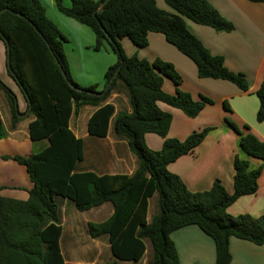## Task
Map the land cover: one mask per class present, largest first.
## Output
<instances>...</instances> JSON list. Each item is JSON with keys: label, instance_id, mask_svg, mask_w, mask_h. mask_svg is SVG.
Wrapping results in <instances>:
<instances>
[{"label": "trees", "instance_id": "16d2710c", "mask_svg": "<svg viewBox=\"0 0 264 264\" xmlns=\"http://www.w3.org/2000/svg\"><path fill=\"white\" fill-rule=\"evenodd\" d=\"M165 2L175 13L161 9L156 0H71L69 7L56 0L62 14L93 31L96 51L107 44L117 56V63L105 74L102 88H84L72 77L65 52L67 38L47 16L41 1L0 0V41L7 48L9 75L20 88L33 117L29 125L31 140L49 143L28 157L0 156L23 165L34 184L26 201L0 194V264H66L60 245L63 201L72 202L79 212L104 204L113 206L114 213L108 220L88 224L91 238H108L113 260L105 264H138L147 252V241L152 248L149 264H181L171 234L191 225L214 240L216 264H231L232 237L264 245V215L234 217L227 212L239 198L257 193L262 169L250 170L248 161L236 157L233 194L219 181L210 190L191 192L168 169L171 163L193 153L212 128L193 132L184 141L169 138L173 118L159 103L195 118L214 101L204 96L195 100L179 89L176 94L167 93L163 88L165 79L177 86L183 81L175 66L160 58L149 62L137 56L128 57L121 40L128 37L143 49L149 45L150 33H160L195 63L200 78L227 80L243 91L249 87L245 75L231 72L224 57L212 55L188 30L185 20L218 32H231L234 24L208 0ZM54 57L69 81L83 91L70 86ZM120 90L128 97L130 113H116L114 105L107 103ZM0 91L10 105V129H15L21 121L17 97L1 78ZM256 94L260 102L257 121L264 123V81ZM86 106L96 108L88 121L91 136L107 137L113 122L115 137L127 142L138 159L133 175L99 176L78 171L84 160V141L75 136L70 123ZM224 107L231 111L226 102ZM226 121L241 136L242 151L264 161V142L249 132L248 126L242 130L230 119ZM149 133L164 139L161 150L147 146L145 139ZM7 136L0 118V140ZM155 196L158 211L149 222V200Z\"/></svg>", "mask_w": 264, "mask_h": 264}, {"label": "crops", "instance_id": "0c3cea01", "mask_svg": "<svg viewBox=\"0 0 264 264\" xmlns=\"http://www.w3.org/2000/svg\"><path fill=\"white\" fill-rule=\"evenodd\" d=\"M47 16L59 27L67 38L65 52L73 79L82 87L93 85L103 87L107 70L117 63V56L109 45L96 51V37L93 31L62 14L56 0H40ZM67 7L71 0H61ZM235 29L231 32H218L210 26L197 24L186 19L188 30L196 36L206 49L216 56L225 59V66L234 73L244 74L248 82V91H243L236 84L212 78H200L195 63L169 44L160 33H150L149 45L140 51L126 40L122 45L129 56H137L149 62L161 58L172 63L182 76V84L175 85L165 79L164 90L176 94L179 89L191 94L193 99L200 96L210 98L214 104L206 106L195 118H189L181 110L160 102L159 107L172 115L168 137L186 140L193 132L212 128L205 140L193 153L186 154L171 163L168 169L180 177L191 192L210 190L216 181L221 182L229 194L234 193V160L239 157L249 162L250 170L262 169L259 178V189L256 194L239 198L227 212L234 216L264 215V161L249 157L240 147L241 136L227 123L230 119L242 130L248 126L249 132L264 142V123L257 121L260 102L256 92L264 81V2L255 3L249 0H208ZM158 6L166 11L172 10L163 0H156ZM0 78L15 93L19 112L25 114L27 102L9 75L7 69V48L0 41ZM225 102L231 111L224 107ZM114 105L116 113H130L131 106L124 90L113 94L108 102ZM96 108L83 107L77 116L71 119L70 127L77 138L84 141V160L78 166L79 172H93L102 175H133L138 167V159L130 150L125 140L114 135L113 122L107 137H93L88 132V121ZM0 118L8 131V136L0 140V156H31L48 146V140L32 141L29 125L33 117L29 114L22 118L15 129H10L12 115L5 93L0 91ZM146 140L152 150H161L164 139L149 133ZM0 194L5 198L26 201L34 188L26 168L13 160L0 158ZM151 200V199H150ZM150 200L148 221L151 219ZM74 207L72 202L63 201ZM85 213V212H83ZM88 213L89 223H102L114 213L111 204L93 208ZM156 214L153 211L152 217ZM63 234L60 245L64 256L65 217L61 209ZM106 238V237H105ZM93 239V238H92ZM108 240V238H106ZM181 264H216V245L198 226L191 225L171 234ZM96 240V239H93ZM109 242V241H108ZM110 246V244H109ZM232 254L231 264H264V245L232 237L230 241ZM65 259V256H64ZM127 262V261H125ZM66 263V260H65Z\"/></svg>", "mask_w": 264, "mask_h": 264}, {"label": "rangeland", "instance_id": "374dc122", "mask_svg": "<svg viewBox=\"0 0 264 264\" xmlns=\"http://www.w3.org/2000/svg\"><path fill=\"white\" fill-rule=\"evenodd\" d=\"M163 1L165 2V0ZM169 9L171 8L169 7ZM171 12L175 13L174 10H172ZM123 40L129 42V44H131V46L133 47V44L128 37ZM123 40H121V45L123 44L122 43ZM122 48L124 49V51L126 50L123 47V45ZM137 50H139L140 52L146 49H142V50L137 49ZM125 54L128 57H131L127 54L126 51ZM147 146L149 147L148 143ZM61 207L65 217L66 233H65L63 247H64V256H65L66 264H105L107 262H111L113 260V257L110 252V246L108 240L105 237L101 239L93 240L88 233V222H87L88 213L79 212L77 209H74V207H70L65 203H62ZM153 211H155L156 213L158 211L156 196L150 200V214H149L150 219L152 218ZM146 243H147V252L144 258L140 262H138V264H149V262L152 259L151 245L149 244L148 241ZM120 263L132 264V262L130 261L127 262L120 261Z\"/></svg>", "mask_w": 264, "mask_h": 264}, {"label": "water", "instance_id": "95a60500", "mask_svg": "<svg viewBox=\"0 0 264 264\" xmlns=\"http://www.w3.org/2000/svg\"><path fill=\"white\" fill-rule=\"evenodd\" d=\"M103 6H104V3L101 5L100 11L103 10ZM54 58H55V60H56V62H57V64H58V66L60 67V69H61V71H62V74H63L64 78L67 80V82L70 84V86H71L72 88H74L76 91H79V92L83 91V90L79 89L78 87H75V86L69 81V79H68V77H67V74L63 71V69H62V67H61V65H60V63H59V61L57 60L56 57H54ZM89 93H91V92H89ZM91 94H92V93H91ZM17 113H18L19 118L22 119V118H25V117L30 113V109H29L25 114H20V113H19V108H18V106H17Z\"/></svg>", "mask_w": 264, "mask_h": 264}]
</instances>
